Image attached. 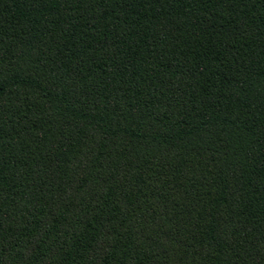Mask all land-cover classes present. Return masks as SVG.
Segmentation results:
<instances>
[{
    "label": "trees",
    "instance_id": "trees-1",
    "mask_svg": "<svg viewBox=\"0 0 264 264\" xmlns=\"http://www.w3.org/2000/svg\"><path fill=\"white\" fill-rule=\"evenodd\" d=\"M0 264H264V0H0Z\"/></svg>",
    "mask_w": 264,
    "mask_h": 264
}]
</instances>
